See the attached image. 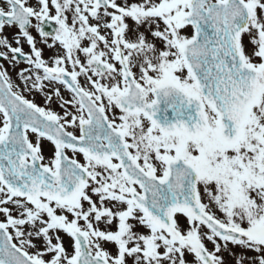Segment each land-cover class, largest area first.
<instances>
[{"label": "snow or ice", "instance_id": "snow-or-ice-1", "mask_svg": "<svg viewBox=\"0 0 264 264\" xmlns=\"http://www.w3.org/2000/svg\"><path fill=\"white\" fill-rule=\"evenodd\" d=\"M0 264H264V0H0Z\"/></svg>", "mask_w": 264, "mask_h": 264}, {"label": "flooded vegetation", "instance_id": "flooded-vegetation-1", "mask_svg": "<svg viewBox=\"0 0 264 264\" xmlns=\"http://www.w3.org/2000/svg\"><path fill=\"white\" fill-rule=\"evenodd\" d=\"M25 48H26V50H27V46H25ZM46 55H47V52H46ZM36 101L38 102V103H43V100H42V98L40 97V96H36Z\"/></svg>", "mask_w": 264, "mask_h": 264}]
</instances>
